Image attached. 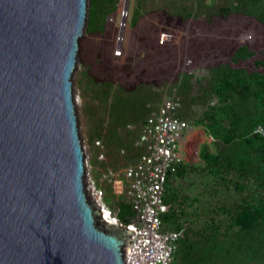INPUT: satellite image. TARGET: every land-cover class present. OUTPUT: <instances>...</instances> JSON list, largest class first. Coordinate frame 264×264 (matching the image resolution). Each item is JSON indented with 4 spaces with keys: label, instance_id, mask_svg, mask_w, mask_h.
Returning <instances> with one entry per match:
<instances>
[{
    "label": "rangeland",
    "instance_id": "374dc122",
    "mask_svg": "<svg viewBox=\"0 0 264 264\" xmlns=\"http://www.w3.org/2000/svg\"><path fill=\"white\" fill-rule=\"evenodd\" d=\"M236 1L129 0L122 14L124 0H97L94 12V1L88 0L86 30L79 40L72 88L90 182L102 191L101 201L113 217L114 200L118 196L128 198L116 192L109 180L114 176L108 171L122 179V169L141 151L135 142L145 118L173 94L181 101L178 115L189 124L181 142L189 170L183 177L173 176L167 188L180 198L187 197L183 205L187 211L198 212L183 218L182 224L196 229L212 208L221 202L229 205L235 199L232 186L217 185L201 172L204 161L199 151L205 144L209 153H215L220 144L208 131L204 117L218 103L209 90L213 69L223 65L264 73V25L254 15L235 9ZM165 27L174 30L173 44L159 41ZM106 45L111 47L109 54ZM241 46L251 54L234 58ZM183 58L191 63L179 66ZM185 75L191 78L183 85ZM118 89L134 93L133 101L146 111L143 117L126 116L114 122L109 104ZM93 204H97L94 198ZM100 221L106 228L124 233L118 223ZM219 255L223 262L230 260V254Z\"/></svg>",
    "mask_w": 264,
    "mask_h": 264
},
{
    "label": "water",
    "instance_id": "95a60500",
    "mask_svg": "<svg viewBox=\"0 0 264 264\" xmlns=\"http://www.w3.org/2000/svg\"><path fill=\"white\" fill-rule=\"evenodd\" d=\"M87 5L0 0V264H125L128 236L93 204L73 95Z\"/></svg>",
    "mask_w": 264,
    "mask_h": 264
},
{
    "label": "trees",
    "instance_id": "16d2710c",
    "mask_svg": "<svg viewBox=\"0 0 264 264\" xmlns=\"http://www.w3.org/2000/svg\"><path fill=\"white\" fill-rule=\"evenodd\" d=\"M93 1L94 12L97 0ZM235 9L254 15L264 25V0H237ZM250 54L246 46H241L234 58ZM190 78L183 76V85ZM209 90L218 103L204 117L208 131L220 144L215 153H209L205 144L201 146L199 156L204 166L200 170L210 175L215 184L232 186L236 197L229 205L221 202L212 208L196 229L188 226L177 242L173 264H264V138L252 133L257 124H264V73L219 65L212 71ZM133 100V92L116 90L109 104L114 122L119 123L126 116L139 119L145 115L146 111ZM188 170L183 162L169 176L168 183L173 176L183 177ZM169 191L166 188L164 201L169 209L162 214V225L164 229H176L183 218L197 216L198 212L183 207L187 197L180 198ZM114 206L118 220L128 221L132 216L125 198L118 196ZM232 250L237 254L233 255ZM219 252L230 254V260L223 262Z\"/></svg>",
    "mask_w": 264,
    "mask_h": 264
},
{
    "label": "built area",
    "instance_id": "2783aa9c",
    "mask_svg": "<svg viewBox=\"0 0 264 264\" xmlns=\"http://www.w3.org/2000/svg\"><path fill=\"white\" fill-rule=\"evenodd\" d=\"M159 39L160 43L173 44L174 30L165 27ZM190 63L191 60L183 58L179 66ZM180 106L181 101L174 94L164 99L145 118L135 142L141 151L122 169V179L108 171V175L114 176L109 180H112L116 192L127 196L132 210L128 221L115 217L129 238L123 247L125 264H173L177 242L186 231L184 224L176 229H164L161 219L169 209L164 201L168 178L184 162L181 142L189 124L178 115ZM252 133L264 138V124H257ZM95 144L99 146L100 141L96 140ZM120 151L123 153L124 149ZM96 191L101 200L102 191Z\"/></svg>",
    "mask_w": 264,
    "mask_h": 264
},
{
    "label": "bare ground",
    "instance_id": "6f19581e",
    "mask_svg": "<svg viewBox=\"0 0 264 264\" xmlns=\"http://www.w3.org/2000/svg\"><path fill=\"white\" fill-rule=\"evenodd\" d=\"M159 41H160V39H159ZM105 50H106L107 54H109L110 51H111V47L109 45H106ZM90 183L92 184V182H90ZM91 191H92V197L94 198V201L97 202V204H95L94 207H99V208L101 207L102 208V211H101L102 220L104 222H107V223H110V224H115L117 222V219L115 217H113L112 214H111V211L106 206L103 205V203L100 200V197H99V195H98V193H97V191H96V189H95L93 184L91 185Z\"/></svg>",
    "mask_w": 264,
    "mask_h": 264
}]
</instances>
